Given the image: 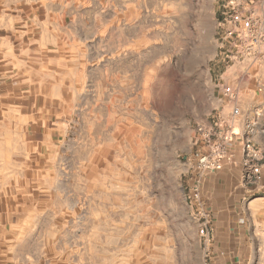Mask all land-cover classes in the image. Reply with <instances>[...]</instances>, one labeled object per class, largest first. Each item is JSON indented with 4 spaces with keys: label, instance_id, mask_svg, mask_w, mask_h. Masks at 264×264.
Returning <instances> with one entry per match:
<instances>
[{
    "label": "rangeland",
    "instance_id": "374dc122",
    "mask_svg": "<svg viewBox=\"0 0 264 264\" xmlns=\"http://www.w3.org/2000/svg\"><path fill=\"white\" fill-rule=\"evenodd\" d=\"M220 2L36 1L52 18L60 132L46 161L26 147L9 155L25 170L0 171V236L26 260L212 264L219 255L215 224L206 245L186 184L196 125L219 107ZM229 204L216 226L237 230Z\"/></svg>",
    "mask_w": 264,
    "mask_h": 264
},
{
    "label": "crops",
    "instance_id": "0c3cea01",
    "mask_svg": "<svg viewBox=\"0 0 264 264\" xmlns=\"http://www.w3.org/2000/svg\"><path fill=\"white\" fill-rule=\"evenodd\" d=\"M36 1L0 0V171L25 170L23 161L9 162V155L24 157L26 147L38 162L46 161L60 132L58 116L52 114V106L61 102L52 99V64L58 63L57 55H52V18L41 19V6ZM241 94L242 114L234 129L242 131L253 109H262L253 142L264 151V63L255 68ZM229 111L225 105L224 112ZM234 148L240 161V137ZM239 161L212 174L206 182L219 251L212 264H253L257 251L262 256L259 264H264V164L259 181L245 186ZM232 200L237 205L238 229L217 227ZM0 264L32 263L19 253L16 243L0 236Z\"/></svg>",
    "mask_w": 264,
    "mask_h": 264
},
{
    "label": "built area",
    "instance_id": "2783aa9c",
    "mask_svg": "<svg viewBox=\"0 0 264 264\" xmlns=\"http://www.w3.org/2000/svg\"><path fill=\"white\" fill-rule=\"evenodd\" d=\"M216 20L218 69L216 86L222 102L207 120L196 125L193 159L189 163L186 199L200 222V234L206 245L212 242L214 214L206 197L207 179L235 165L238 154L234 142L242 139L241 182L245 186L259 181L264 151L253 142L263 111L254 108L242 131L234 127L242 114V90L257 66L264 63V0H220ZM230 111L226 114L224 107Z\"/></svg>",
    "mask_w": 264,
    "mask_h": 264
}]
</instances>
